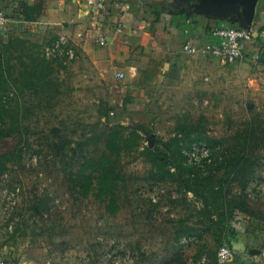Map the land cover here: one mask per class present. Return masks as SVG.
<instances>
[{"label": "rangeland", "instance_id": "374dc122", "mask_svg": "<svg viewBox=\"0 0 264 264\" xmlns=\"http://www.w3.org/2000/svg\"><path fill=\"white\" fill-rule=\"evenodd\" d=\"M9 29L1 31L6 44L11 40ZM33 29L13 35L2 64L4 79L11 84H24L25 76L37 84V77L31 76L35 65L47 75L42 88L22 92L12 85L4 97L11 112L0 128H20L19 134L0 141V153H14L0 180V256L5 264H176L175 255L183 259L178 264H193L205 245L202 263L218 262L223 238L210 220L224 228L230 224L226 212L238 185L228 187L226 200L205 210L181 182L150 179L152 166L141 152L154 149L157 140L171 142L187 127L216 141L220 148L215 157L232 158V150L246 147L247 139L249 153L264 158V56L257 63L246 58L233 64L198 58L205 66L194 85L180 78L155 80V75L146 81L133 70L123 71L125 77L119 78L120 59L127 62L124 55L103 53L105 45L98 42L96 63L72 40L58 47L63 37L52 28ZM139 57L133 53L129 59L138 63ZM130 98L134 111L126 108ZM119 125L130 128L124 131L127 137L136 126L151 134L140 132L139 147L121 156L125 181L117 192L120 210L111 216L106 203L92 194L83 196L73 172L105 151V140L94 136ZM62 141L68 147L58 152ZM191 146L183 141L180 149L174 148L172 162L185 167ZM196 157V163L203 159ZM183 176L189 177L186 172ZM221 178L222 172L206 181V189ZM248 188L255 196L250 200L253 211L264 218V163ZM185 225L195 226L200 237H180L177 248L175 228Z\"/></svg>", "mask_w": 264, "mask_h": 264}, {"label": "crops", "instance_id": "0c3cea01", "mask_svg": "<svg viewBox=\"0 0 264 264\" xmlns=\"http://www.w3.org/2000/svg\"><path fill=\"white\" fill-rule=\"evenodd\" d=\"M41 1L44 15L40 19L22 22V26L15 22L12 15L22 4ZM199 3V0H0V9L12 19L6 26L10 28L7 34L33 31L34 27L52 28L58 35L74 41L96 63L99 60L95 44L105 39L103 53L115 58L124 55L127 60L124 63L120 59L123 69L119 73L133 70L134 75L146 81L148 76L155 75V80L180 78L194 85L199 70L205 66L197 60L204 58L189 57L183 46L191 38L210 42L215 24L221 25L216 27L227 26L224 23L231 25L230 15L218 17L202 11ZM157 5L162 6V14L158 16L153 12ZM184 19L185 27L181 26ZM252 29L256 43L261 45L255 50L264 53V0L259 1ZM133 53L140 56L138 63L129 59ZM251 221L239 223L236 255L229 264H264V221L258 218Z\"/></svg>", "mask_w": 264, "mask_h": 264}, {"label": "trees", "instance_id": "16d2710c", "mask_svg": "<svg viewBox=\"0 0 264 264\" xmlns=\"http://www.w3.org/2000/svg\"><path fill=\"white\" fill-rule=\"evenodd\" d=\"M161 9V5L155 6L153 8L154 14L157 16L161 15ZM15 11L16 12H14L12 16L19 26H22V22L33 23L44 15V3L43 1L34 4L24 3L21 8ZM185 25L186 20L184 19L181 26L185 27ZM230 26L236 27L235 25ZM10 36L11 40L8 44H6L2 40V32L0 31V123H2V126H4V123L7 117L10 116L11 112L9 106H7L4 100L5 95L9 92L10 86H17L22 92L25 89H38L39 86L42 88V83L47 76L44 74L42 69L35 65L31 76L37 77L39 80L37 84L33 81L30 82V79L28 80L25 78L26 76L23 78V81H25L24 84H22L21 80L11 84L10 81L4 79V73L2 70L3 56L4 53L9 51L8 48L13 43L12 40L14 36L13 34H10ZM263 56L264 53L260 50V59L263 58ZM42 64H46L44 59L42 60ZM132 101L134 100L131 98L126 101V108L130 111H134L136 109V106L134 105L135 102ZM133 106H135V108H133ZM13 113L17 114V110H14ZM19 129L20 128H17L14 124H12L10 129L3 127L0 128V141L10 139L14 137V135L19 134ZM127 130H130V128L119 125L118 127L112 129L109 133L105 132L101 136L95 135L94 139L100 140L103 138L105 140V151L100 156L87 158L79 170L76 173L73 172L74 182L77 187L83 191V196L87 198L90 194H92L98 201L106 203V211L111 216H116L120 210L118 206L117 192L120 184L125 181L123 171L119 166L121 156L124 152L139 147V140L142 139L140 132H144L148 135L151 134L150 130L145 127L136 126L132 129L129 137H127L124 136V131ZM182 135H184L185 138H180ZM183 141H188L190 145H193V143L205 142L211 147L213 155H211L209 160L204 159L203 164L200 166L186 163V165H184L185 167H180L175 162H172L171 153L174 152L176 148L180 149V143ZM245 142L247 143L246 147H241L238 151L236 149L232 150V158H227L225 155L223 157L222 155L223 159H220L218 156L215 157V152L220 148L215 140L208 137L206 132L197 134L195 130L184 127L180 130L177 136L171 140V142L165 143L162 140H157V145L154 149L146 147L141 152L142 157L152 166L150 179L181 182L184 187V191L187 193H193L204 204L205 210L210 209L212 205L211 203L213 202H220L222 198L226 200L228 187L232 188L233 185H238V192L235 193L234 197L231 196L234 201L229 204L226 212V221H230V224H228L226 228H224L220 223L210 220V212L207 214L208 219L212 222L214 228L221 232V236L223 238V240L220 241L221 247L227 246L231 249L233 253V260L236 255V241L240 233L238 228L239 223L241 221H248L249 217L250 220L258 218L259 220L264 221L263 217H259L257 212L253 211L250 200L255 196L251 197L250 192L248 193V186L257 179L258 168L262 165V163H264V158L252 156L249 153L250 142L247 139H245ZM62 143L61 149H56L58 152L61 150L64 151L68 147V144L63 141ZM20 153L22 154L21 151ZM10 155L14 156V153H0V180L4 172L7 170V162L10 161ZM172 168L176 170L173 172ZM185 172L189 175L187 179L183 178V173ZM221 172L223 174V178L219 179L216 185L210 186L207 190L205 182L212 180L215 178L216 174ZM36 211L40 213L38 208ZM180 237L192 238L200 236L195 226L185 225L182 226L181 229L175 228V242L178 243L175 247L177 248L180 246ZM206 249H208L207 245L198 250V255L196 256L197 260L195 259L196 261L194 260L193 264H206L201 261V255ZM143 256H145V254H143ZM174 260L176 264L183 263L182 257L177 255H175ZM214 264H218V262L215 261Z\"/></svg>", "mask_w": 264, "mask_h": 264}, {"label": "built area", "instance_id": "2783aa9c", "mask_svg": "<svg viewBox=\"0 0 264 264\" xmlns=\"http://www.w3.org/2000/svg\"><path fill=\"white\" fill-rule=\"evenodd\" d=\"M12 22L8 13L0 9V31H4L6 26ZM211 41L208 43H201L198 40L191 38L184 46L183 51L189 57H203V58H220L226 63L233 64L246 58H251L253 62L260 60V49L256 48V34L253 29L245 30L239 27H215L211 32ZM64 40L57 42V46L65 45ZM100 45H106L105 39L100 41ZM255 46V47H254ZM68 52L73 56V50L68 49ZM119 78H124L123 73L118 74ZM210 147L204 143H196L187 151V158L189 163L202 165L204 159H210ZM200 155L203 159L198 161L196 155ZM196 161V162H195ZM236 225V223H235ZM233 261V253L227 246H223L219 250L218 262L219 264H229ZM0 264H5L4 259L0 256Z\"/></svg>", "mask_w": 264, "mask_h": 264}, {"label": "water", "instance_id": "95a60500", "mask_svg": "<svg viewBox=\"0 0 264 264\" xmlns=\"http://www.w3.org/2000/svg\"><path fill=\"white\" fill-rule=\"evenodd\" d=\"M260 0H199L198 8L216 16H231V25L250 30Z\"/></svg>", "mask_w": 264, "mask_h": 264}]
</instances>
